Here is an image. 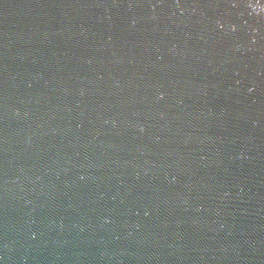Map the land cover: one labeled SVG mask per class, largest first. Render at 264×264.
<instances>
[{"label":"water","instance_id":"95a60500","mask_svg":"<svg viewBox=\"0 0 264 264\" xmlns=\"http://www.w3.org/2000/svg\"><path fill=\"white\" fill-rule=\"evenodd\" d=\"M0 264H264V0H0Z\"/></svg>","mask_w":264,"mask_h":264}]
</instances>
